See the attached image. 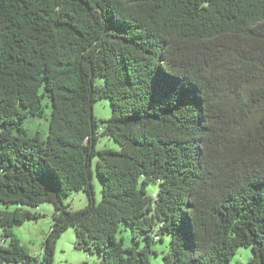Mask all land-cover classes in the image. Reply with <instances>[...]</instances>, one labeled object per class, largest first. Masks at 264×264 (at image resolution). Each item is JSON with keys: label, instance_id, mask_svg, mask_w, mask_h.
Masks as SVG:
<instances>
[{"label": "trees", "instance_id": "obj_1", "mask_svg": "<svg viewBox=\"0 0 264 264\" xmlns=\"http://www.w3.org/2000/svg\"><path fill=\"white\" fill-rule=\"evenodd\" d=\"M44 99L46 140L24 126ZM0 203V264H52L69 227L95 264H150L165 236L164 264H229L240 247L264 264V0H0ZM42 203L53 223L33 256L12 228Z\"/></svg>", "mask_w": 264, "mask_h": 264}, {"label": "rangeland", "instance_id": "obj_2", "mask_svg": "<svg viewBox=\"0 0 264 264\" xmlns=\"http://www.w3.org/2000/svg\"><path fill=\"white\" fill-rule=\"evenodd\" d=\"M103 78L97 77L95 79L96 85L103 84ZM44 106V116L39 118H27L24 121V126L31 132H38L43 140H46L48 134V117L50 115L51 107L47 99L43 100ZM93 115L97 121L105 120L111 115V106L107 98L97 99L93 103L92 107ZM97 148H111L113 150H119V146L108 137H104L97 143ZM91 169L93 172L92 184L95 191L96 202L100 199V188L101 184L95 175V159L92 161ZM156 189L155 184H150L147 191L150 195ZM64 203L69 206L72 210H80L87 206L88 198L87 195L82 192H73L69 196L64 198ZM13 205L6 206L0 203V211L2 210H12ZM32 212H37L40 217L37 220H27L23 223H15L13 225V232L15 236L19 239L21 245L26 249V251L33 255L39 256L42 252V245L46 236L48 235L52 226V214L54 212L53 206L50 203H42L39 207L28 208ZM2 230L0 229V236ZM122 237L124 244L129 246L132 245V239L130 232L121 227L117 233V238ZM7 245V241L4 243ZM168 245V237H163L162 241L155 242L153 244V249L156 254L151 253L149 255L150 264H164L162 261V252ZM252 257V252L250 248L240 247L236 253L231 257L229 264H246L248 260ZM100 260L98 254H87L82 249L76 248L75 242V231L72 227L64 230L59 238L56 240L55 249L53 254L52 264H95Z\"/></svg>", "mask_w": 264, "mask_h": 264}]
</instances>
